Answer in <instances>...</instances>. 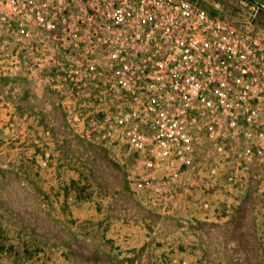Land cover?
<instances>
[{
	"label": "built area",
	"instance_id": "2783aa9c",
	"mask_svg": "<svg viewBox=\"0 0 264 264\" xmlns=\"http://www.w3.org/2000/svg\"><path fill=\"white\" fill-rule=\"evenodd\" d=\"M21 71L141 177L208 155L233 189L264 176V39L199 0H0V77Z\"/></svg>",
	"mask_w": 264,
	"mask_h": 264
},
{
	"label": "rangeland",
	"instance_id": "374dc122",
	"mask_svg": "<svg viewBox=\"0 0 264 264\" xmlns=\"http://www.w3.org/2000/svg\"><path fill=\"white\" fill-rule=\"evenodd\" d=\"M199 1L264 39L263 7ZM60 101L45 78L0 77V264H264V176L233 189L208 155L171 186L142 178Z\"/></svg>",
	"mask_w": 264,
	"mask_h": 264
},
{
	"label": "crops",
	"instance_id": "0c3cea01",
	"mask_svg": "<svg viewBox=\"0 0 264 264\" xmlns=\"http://www.w3.org/2000/svg\"><path fill=\"white\" fill-rule=\"evenodd\" d=\"M247 1H250L252 4H254L255 7L259 6L257 3L253 2L252 0H247ZM257 1H259V2L264 4V0H257ZM13 142H14V140L11 141V143H13Z\"/></svg>",
	"mask_w": 264,
	"mask_h": 264
},
{
	"label": "water",
	"instance_id": "95a60500",
	"mask_svg": "<svg viewBox=\"0 0 264 264\" xmlns=\"http://www.w3.org/2000/svg\"><path fill=\"white\" fill-rule=\"evenodd\" d=\"M252 1L255 2V3H257L260 7H263L264 8V4L263 3H261V2H259L257 0H252Z\"/></svg>",
	"mask_w": 264,
	"mask_h": 264
},
{
	"label": "trees",
	"instance_id": "16d2710c",
	"mask_svg": "<svg viewBox=\"0 0 264 264\" xmlns=\"http://www.w3.org/2000/svg\"><path fill=\"white\" fill-rule=\"evenodd\" d=\"M252 235L256 236L255 233H252Z\"/></svg>",
	"mask_w": 264,
	"mask_h": 264
}]
</instances>
